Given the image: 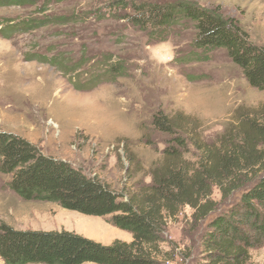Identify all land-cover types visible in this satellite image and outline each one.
<instances>
[{
	"label": "rangeland",
	"instance_id": "374dc122",
	"mask_svg": "<svg viewBox=\"0 0 264 264\" xmlns=\"http://www.w3.org/2000/svg\"><path fill=\"white\" fill-rule=\"evenodd\" d=\"M35 1L37 7H0V19L40 17L42 5L47 7L44 15L89 11L105 0ZM187 1L231 19L253 44L264 47V0ZM106 15H85L76 23L51 24L12 38L0 34V132L25 137L41 153L66 160L87 176L127 193L151 183L149 172L171 138L155 126L157 115L190 117L198 123L197 135L215 142L235 123L237 109L250 113L264 108V90L251 87L224 49L205 54L194 50L193 25H178L153 37L127 19ZM33 55L61 65L41 62ZM103 58L122 63L124 74L91 91L75 88L73 81H85L105 68ZM185 156L197 164L200 152L189 146ZM9 181L10 176L0 173V225L66 230L105 245L132 240L129 232L108 223L109 217L26 201L9 187ZM251 184H242L226 197L214 187V208L205 217L190 206L182 207L162 234L160 262L220 264L205 245L210 223L239 202ZM0 264H5L1 257ZM243 264H264V242L249 249Z\"/></svg>",
	"mask_w": 264,
	"mask_h": 264
},
{
	"label": "trees",
	"instance_id": "16d2710c",
	"mask_svg": "<svg viewBox=\"0 0 264 264\" xmlns=\"http://www.w3.org/2000/svg\"><path fill=\"white\" fill-rule=\"evenodd\" d=\"M100 4L89 11L55 15H44L47 7L42 5L40 17L0 19V34L12 38L51 24L76 23L85 15L101 18L106 13L127 19L153 37L164 36L178 25H193L194 50L205 54L224 49L251 87L264 90V47L253 44L239 25L218 12L187 0L160 4L105 0ZM4 6L37 7L38 2L0 0V7ZM33 58L61 65L45 57ZM110 61L103 58L105 68L92 72L85 81H73L74 87L91 91L104 80L115 81L125 69L122 63ZM249 112L237 109L235 123L215 142L199 137L195 131L198 123L190 117L157 115L155 126L171 138L161 160L149 172L151 183L127 193L87 176L66 160L41 153L25 137L1 131L0 173L10 176L8 185L19 197L55 203L89 216L109 217L108 223L129 232L132 240L117 239L105 245L71 231L18 230L2 224L0 257L5 264H162V234L182 207L190 206L205 217L214 208V187L226 197L248 182L252 184L240 201L217 216L205 236L206 249L209 255L217 256V263L243 264L249 249L264 242V108ZM189 146L200 152L197 164L185 156Z\"/></svg>",
	"mask_w": 264,
	"mask_h": 264
}]
</instances>
